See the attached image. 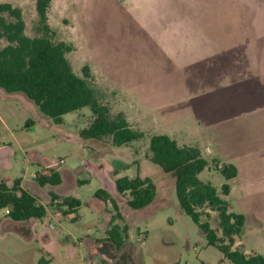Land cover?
Returning a JSON list of instances; mask_svg holds the SVG:
<instances>
[{
  "label": "rangeland",
  "instance_id": "374dc122",
  "mask_svg": "<svg viewBox=\"0 0 264 264\" xmlns=\"http://www.w3.org/2000/svg\"><path fill=\"white\" fill-rule=\"evenodd\" d=\"M2 3L20 9L26 36H40L36 0ZM48 24L55 42L73 46L66 57L75 74L82 76V68H89L88 81L111 115L124 109L132 115V95L123 94L117 84L126 82L130 91L142 92L145 102L157 100L155 107L161 113L191 107L210 124L233 129L240 144L239 187L228 200L235 212L246 215V227L245 237L237 239L232 250L248 248L247 256L254 254V248L242 240L255 233L257 226L261 227L257 234L264 235V0H53ZM185 35L192 36L193 52L207 49L209 56L175 69L160 44L174 50L175 36ZM6 45L0 40V49ZM136 82L145 86L136 87ZM185 96L188 102L178 105ZM92 121L86 107L65 115L64 124H56L24 95L0 89L1 181L11 187L24 176L27 181L36 180L45 172L41 168L45 162L52 171L67 168L75 173L80 167L82 173L75 178L88 181L79 185L82 216L78 210L76 214L80 220L77 216L67 220L62 199L50 194L35 195L46 207L41 220L18 223L9 218V209L1 210L0 264H233L207 245L199 227L182 211L171 175L155 177L158 194L140 210L129 208L128 194L115 191L113 173L104 174L105 185L94 176L105 173L100 155L110 149L125 167L133 166V158L147 162L149 139L168 132L166 124L147 123L143 139L111 148L109 138L86 141L80 137ZM61 132L81 142L84 151L59 139ZM212 156L207 157L210 168L200 178L220 187L223 178ZM86 157L97 164L81 166ZM100 189L113 195L118 210L94 197ZM206 212L201 221H208L222 237L217 212ZM116 225L119 242L110 237Z\"/></svg>",
  "mask_w": 264,
  "mask_h": 264
},
{
  "label": "trees",
  "instance_id": "16d2710c",
  "mask_svg": "<svg viewBox=\"0 0 264 264\" xmlns=\"http://www.w3.org/2000/svg\"><path fill=\"white\" fill-rule=\"evenodd\" d=\"M53 0H36L40 36L25 35V23L20 9L10 4H0V40L7 45L0 49V89L7 93H19L30 100L39 111L56 124L62 123L65 115L88 107L93 115L90 126L80 133L88 140L104 141L107 138L114 147L139 141L144 133L133 129L123 113L111 115L107 105L101 102V95L89 83L90 70L82 68V76L73 71L66 54L73 46L65 42H55L54 31L48 24V10ZM11 19V20H10ZM151 161L165 174L174 178L175 195L182 211L199 227L207 245L218 249L233 264H264V257L255 254L246 256L232 250L235 236L244 226L243 214L232 211L225 199L230 194L228 183L215 187L211 182H203L199 175L209 166L195 147L178 146L167 135H154L149 140ZM217 171L230 181L237 177L238 170L232 165L217 167ZM36 182L40 186H58L61 175L50 170L39 174ZM116 192L128 194L127 205L132 210H140L150 205L157 196L154 182L148 178L121 177L115 180ZM94 196L110 203L116 210V201L105 190H98ZM53 199H59L52 195ZM61 206L66 214L76 212L81 202L71 197L62 199ZM9 209V218L18 223L41 220L46 217V209L30 193L20 187V180H14L11 187L0 182V211ZM206 210L215 211L219 218L222 237H218L208 221ZM111 239L120 241L119 227L112 229ZM121 243H117L120 246Z\"/></svg>",
  "mask_w": 264,
  "mask_h": 264
},
{
  "label": "crops",
  "instance_id": "0c3cea01",
  "mask_svg": "<svg viewBox=\"0 0 264 264\" xmlns=\"http://www.w3.org/2000/svg\"><path fill=\"white\" fill-rule=\"evenodd\" d=\"M190 36V34H189ZM191 37H176L175 36V49H170L166 46L164 42H161L160 47L162 49V52L167 56V58L172 62V66L175 69H181L184 66L193 65L194 63H197L207 56H209V51L207 49H197L198 51L193 52L192 49L193 45L191 43ZM206 50V51H205ZM121 88L124 89L123 94H130L132 95V115L130 114V111L128 109H124L121 112L125 115L128 123L130 126L138 130L140 132H143L146 130V124L149 123L152 126H157L161 122L166 124V127H168V132H161L154 135H167L173 140H175L178 144V146H189V147H195L197 148L202 157L205 158L209 162L208 168H206L200 175L202 176L205 171H208L210 168V161L207 157L212 156V162L216 163L215 167H221L223 165H234L238 170L237 160L240 158L238 149H239V141L236 140V138L233 135V129H229V126H223L221 124H215L211 122L209 123V120L203 117H198L192 110L191 107H185L183 110H177L169 113H161L156 109L155 107V99L149 100L145 102V97L143 96L141 91H130L128 88H130V85L126 82H120L117 83ZM145 86V83H139L136 82V87ZM19 94V93H14ZM184 96V95H183ZM184 100V101H183ZM182 101H179L177 104H184L188 102V98L185 96L183 97ZM152 105V106H151ZM129 111V112H128ZM76 112V111H75ZM128 114L131 115L135 119V124L132 125L130 122V118L128 117ZM64 124V117L62 119L61 125ZM221 125V126H220ZM61 135H58L57 137L59 139H64L67 142H72L73 144H76L78 148H82L84 151V147L81 142H75L74 140H70L69 137L66 135H69L68 133L61 132ZM152 135V136H154ZM145 136V133H144ZM151 136V137H152ZM150 137V138H151ZM91 139H88L86 141H90ZM150 140V139H149ZM96 141V140H95ZM136 142V141H135ZM133 143V142H132ZM131 144V143H130ZM127 144V145H130ZM112 148V145H110ZM126 146V145H124ZM114 147V146H113ZM122 147V146H120ZM237 152V153H236ZM113 150L110 149L108 152H104L103 155H100V163L102 164V167L105 169V173H102L100 175H94L96 178L101 179L103 184L105 185L106 177L104 174H108L109 172L114 174V189L115 188V180L121 177H127L129 179H133L135 177H141L150 178L154 184L156 185V179L155 177H160L162 174L166 176L165 173H163L156 164L152 163L151 161V153H149V158L147 162L139 161V158H133L131 162L133 163V166L125 167L124 161L122 159H117L113 156ZM224 155V157H223ZM89 158L91 155H87ZM86 157V160H83L81 162V166H95L97 163H93L92 159H89ZM226 160H221V158ZM221 161V162H220ZM95 162V161H94ZM38 164V162H35ZM218 163V164H217ZM41 168L43 167L44 171L42 174H48L51 169L49 168V162H45L42 164ZM126 168L122 170V168ZM121 168V170H120ZM82 168L78 167L76 172L73 173L71 170L67 168H58L57 171L61 175L62 183L58 186H52V185H46V186H40L36 182V180L33 178L30 181H27L25 176L22 178H17L20 180V187L30 193L33 197L36 198V196L41 197V194H50V196L54 195L58 197L59 199H64L66 197H71L76 200H79L82 205V201L80 198V195L78 193L79 191V185L88 182L87 180L85 182H82L80 179L75 178V174L82 173ZM221 179L223 180V183L221 186L225 183H228L231 187L230 194L225 197V199L229 202L228 198L231 196V194L234 192L235 188H238L239 186L236 184L238 175L236 178L227 181L220 173L217 171ZM199 175V178H200ZM34 177V176H33ZM15 179V180H17ZM201 179V178H200ZM202 180V179H201ZM203 181V180H202ZM0 182L1 181V174H0ZM14 182V181H13ZM12 182V183H13ZM203 182H211V181H203ZM11 183V184H12ZM212 183V182H211ZM10 187V183H5ZM213 184V183H212ZM30 187H29V186ZM214 185V184H213ZM175 186V184H174ZM217 187L216 185H214ZM217 187L218 189L221 188ZM242 187V186H241ZM157 188V185H156ZM103 190V189H102ZM106 191V190H105ZM253 191H255V187L253 188ZM158 194V189H157ZM36 195V196H35ZM110 196L113 197L112 194ZM95 197V196H94ZM239 198V197H238ZM241 198V197H240ZM37 199V198H36ZM43 204V202H41ZM230 204V203H229ZM44 205V204H43ZM231 205V204H230ZM45 206V205H44ZM232 206V205H231ZM232 208V207H231ZM46 209V207H45ZM80 209V208H79ZM232 211L234 209L232 208ZM77 212V211H76ZM76 212L72 213H65V217H67V220H70L74 216L81 215L79 213V210L76 214ZM238 213V212H235ZM240 214H243L245 217V223L244 226L238 236H235V242L238 239H242L245 237V227H246V215L241 212ZM82 216V215H81ZM75 218V217H74ZM79 219V217L77 218ZM80 220V219H79ZM261 231V227L257 226L254 230L255 233L248 236V239L242 240V243L247 245L249 248H254L253 253L251 256L258 254L262 255L264 257V235H259ZM244 234V235H243ZM242 252L241 250H238ZM247 251L242 252L247 256ZM251 252V249L249 253ZM249 257V256H248ZM46 264H50L49 262H45Z\"/></svg>",
  "mask_w": 264,
  "mask_h": 264
}]
</instances>
